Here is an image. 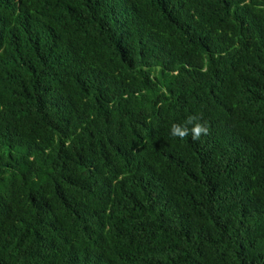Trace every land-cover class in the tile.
Masks as SVG:
<instances>
[{
  "label": "trees",
  "instance_id": "obj_1",
  "mask_svg": "<svg viewBox=\"0 0 264 264\" xmlns=\"http://www.w3.org/2000/svg\"><path fill=\"white\" fill-rule=\"evenodd\" d=\"M0 264H264V0H0Z\"/></svg>",
  "mask_w": 264,
  "mask_h": 264
},
{
  "label": "clouds",
  "instance_id": "obj_2",
  "mask_svg": "<svg viewBox=\"0 0 264 264\" xmlns=\"http://www.w3.org/2000/svg\"><path fill=\"white\" fill-rule=\"evenodd\" d=\"M208 134V122L203 119L202 114L188 115L183 123H173L170 127V135L181 140L191 136L193 141H199Z\"/></svg>",
  "mask_w": 264,
  "mask_h": 264
}]
</instances>
